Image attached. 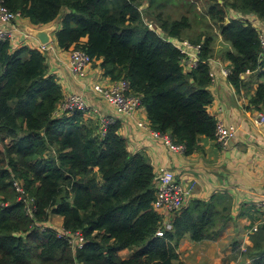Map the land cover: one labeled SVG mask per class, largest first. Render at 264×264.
Returning <instances> with one entry per match:
<instances>
[{"label": "trees", "instance_id": "16d2710c", "mask_svg": "<svg viewBox=\"0 0 264 264\" xmlns=\"http://www.w3.org/2000/svg\"><path fill=\"white\" fill-rule=\"evenodd\" d=\"M205 1L207 12L197 16L196 24L189 14L174 17L170 12L173 6L195 7L189 0L4 3L35 26L62 18L59 47L76 45L95 62L101 60L112 80L127 79L153 129L169 133L190 155L202 136L215 138L218 126L208 111L212 72L217 70L214 28L231 45L220 52L229 62V81L240 90L246 86L244 75L256 74L260 80L251 104L264 106L260 31L241 18L227 22L230 11L264 20V0ZM169 38L200 45L195 69H185L184 54ZM64 98L40 47L0 41V264H186L179 253L183 239L221 236L232 219L233 202L221 194L209 201L191 200L173 217V229L158 236L163 221L154 207L158 174L149 156L128 149L118 119L103 133L96 116L82 111L56 116ZM15 180L34 199L32 214L19 200ZM53 215L63 218L66 230L83 232L84 248L75 251L66 237L46 227ZM251 241L242 252L243 264H264V222ZM124 249L133 250L129 258L120 255Z\"/></svg>", "mask_w": 264, "mask_h": 264}, {"label": "crops", "instance_id": "0c3cea01", "mask_svg": "<svg viewBox=\"0 0 264 264\" xmlns=\"http://www.w3.org/2000/svg\"><path fill=\"white\" fill-rule=\"evenodd\" d=\"M236 15L237 12L230 11L228 19L235 18ZM54 24H57L58 28L52 34L53 40L44 53L50 72L58 77L65 97L73 94L83 95L90 106L100 108L103 114L118 119L121 122L120 133L127 139L128 149L132 153L145 152L158 175L172 169L176 173V179L190 189L188 203L197 199L209 201L216 194L232 198V219L221 236L217 240L199 242L185 238L180 243L179 251L190 249V264L240 263L242 247L252 245L251 228L264 222V217L260 218V213L263 212L258 207L264 200V126L258 127L254 121L257 113L264 111V106L257 108L251 104L259 77L256 74L244 75L246 86L238 90L229 79L221 76L220 67L229 65V62L220 57V52L231 48V45L224 41L219 32L218 45L215 46L217 75L210 84L213 102L208 111L216 118L218 124L236 126L238 133L227 148H223L216 138L202 136L199 149L188 155L185 151L172 150L138 126V121L149 120L145 107L132 115H124L94 92L93 86L96 83L108 84L112 81L111 77L104 73L101 60L93 63L83 78L72 73L70 50L60 48L56 37L62 25V18L44 26L32 25L26 18L18 19L13 24L0 25L5 28H17L19 32L26 30L28 26L44 29ZM20 41L21 46L41 45L40 40L34 36H20ZM82 41L86 42L87 38ZM257 210L259 213H256ZM60 218L63 222V218ZM169 220L166 215L165 221ZM124 253L128 256L124 257ZM132 253L133 250L130 249L120 251L123 258H129ZM250 262L251 259L247 258L246 263Z\"/></svg>", "mask_w": 264, "mask_h": 264}, {"label": "built area", "instance_id": "2783aa9c", "mask_svg": "<svg viewBox=\"0 0 264 264\" xmlns=\"http://www.w3.org/2000/svg\"><path fill=\"white\" fill-rule=\"evenodd\" d=\"M234 13V12H233ZM21 18L20 12H14L10 10L4 3V0H0V24H13L15 21ZM235 18H241L248 22H252L254 26L260 31L264 28V20H259L255 15H236ZM150 29L160 32V28L152 23L146 22ZM260 38L262 43L263 55H264V30L260 31ZM30 36V34L24 30L17 32V28H5L0 25V41L11 40L16 45H21L20 36ZM184 54L182 65L187 71L195 69L200 62V45L193 44L188 39L169 38ZM44 52L49 46H39ZM95 63L94 58L82 48L73 46L70 49V69L75 76L85 77L87 69ZM219 65V64H218ZM220 74L224 78H229L230 68L229 65L220 67ZM216 72H212L214 81L216 79ZM94 92L104 99L109 105L117 108V110L124 115H132L139 111L143 105V101L140 96L132 93L130 82L122 78L117 81H110L108 84L96 83L93 86ZM82 111L89 116H96L100 120L102 132L105 133L110 124L116 122V118L110 115L102 113L100 108L92 107L89 105L83 95L73 94L66 96L64 100L59 104L55 113L56 116L70 115L73 112ZM255 124L258 127L264 126V111H259L255 118ZM138 126L143 130L152 134V136L158 140H161L164 145L168 146L174 151H185V145L176 144L173 137L169 133H163L159 130L153 129L150 120L138 121ZM238 128L236 126H225L218 124L215 133V138L223 148H227L230 141L237 135ZM157 183V198L154 202L155 209L162 215V227L158 230V236H165L166 230H172V221L175 214L179 213L187 204L190 197V189L183 185L182 182L176 179V173L172 169H167L158 175ZM14 187L19 193V200H25L28 207V213H33L34 199L26 197V191L23 184L19 180L14 181ZM258 207L263 212L264 217V200H262ZM169 216V222L165 221V216ZM259 225L251 228V233L258 229ZM59 236L66 237L72 247L75 249H82L86 244V237L81 231H69L64 227L61 231H57ZM247 250V245L242 247V251ZM80 264V263H76Z\"/></svg>", "mask_w": 264, "mask_h": 264}, {"label": "rangeland", "instance_id": "374dc122", "mask_svg": "<svg viewBox=\"0 0 264 264\" xmlns=\"http://www.w3.org/2000/svg\"><path fill=\"white\" fill-rule=\"evenodd\" d=\"M187 2V0H186ZM189 2L195 4V7H189V6H173L170 8V12L174 17H179L181 14H189V17H191L195 23V19L197 16L205 15L207 12V2L205 0H189ZM222 2V1H220ZM223 3V2H222ZM196 24V23H195ZM201 25H204L201 23ZM214 34L217 36L215 41V46L218 45V39H219V31L217 28H214L213 30ZM0 149H3L2 144L0 143ZM61 216L54 215L51 220L46 223V227H53L55 230L61 231L63 229V222L61 221ZM181 259L186 263L190 264V249H187L186 251H179ZM127 253H124L123 256L126 257ZM130 254V253H129ZM187 254V255H186ZM189 254V255H188ZM244 260L242 258L241 262L237 264H243ZM224 264V263H223Z\"/></svg>", "mask_w": 264, "mask_h": 264}, {"label": "water", "instance_id": "95a60500", "mask_svg": "<svg viewBox=\"0 0 264 264\" xmlns=\"http://www.w3.org/2000/svg\"><path fill=\"white\" fill-rule=\"evenodd\" d=\"M147 6H148V3L146 2L142 5L141 9H144ZM227 22H229V19H227ZM57 28H58L57 24H54L53 26L44 28V29H39V28L28 26L26 28V31L30 34V36H34L38 38L42 46H47L52 42L53 40L52 34L57 30Z\"/></svg>", "mask_w": 264, "mask_h": 264}]
</instances>
